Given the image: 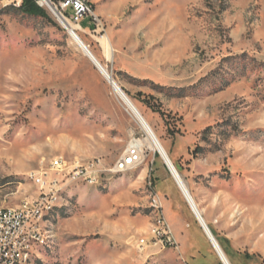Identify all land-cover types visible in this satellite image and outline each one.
I'll use <instances>...</instances> for the list:
<instances>
[{"label": "rangeland", "instance_id": "374dc122", "mask_svg": "<svg viewBox=\"0 0 264 264\" xmlns=\"http://www.w3.org/2000/svg\"><path fill=\"white\" fill-rule=\"evenodd\" d=\"M37 1L52 21L15 10L22 0H0V206L36 198L31 176L48 174L54 157H99L111 168L132 138L146 137L65 23ZM92 2L100 25L84 18L91 31L76 32L179 163L208 225L230 239L232 264H264V0ZM157 153L146 147L128 170L62 186L25 264H222ZM158 194L198 251L155 244Z\"/></svg>", "mask_w": 264, "mask_h": 264}, {"label": "built area", "instance_id": "2783aa9c", "mask_svg": "<svg viewBox=\"0 0 264 264\" xmlns=\"http://www.w3.org/2000/svg\"><path fill=\"white\" fill-rule=\"evenodd\" d=\"M56 7L64 17L74 21L79 26V30H83L80 21L84 18H90L93 24L100 25L101 20L95 15V9H93V4H89V0H59V5ZM71 8L73 11L69 14L68 11ZM131 155L137 156L134 149L128 153L127 160L120 159L111 168L106 167L99 157L74 161L65 159L63 164H56V157H54L47 162L50 163L48 174H41L40 167L31 176L36 180L40 189L38 196L18 206H11V209L5 213H0V264H10L12 258L20 256V248H23L22 239L25 236H40L41 226H38V216L46 203L52 201L54 190L77 179L92 182L100 179L105 173H115L116 168L133 166V160L137 158H132ZM156 204H160L163 208L165 228H160L152 235L153 241L163 246H180L166 216L163 198L159 194ZM148 243V240L142 238L139 247L143 249Z\"/></svg>", "mask_w": 264, "mask_h": 264}, {"label": "bare ground", "instance_id": "6f19581e", "mask_svg": "<svg viewBox=\"0 0 264 264\" xmlns=\"http://www.w3.org/2000/svg\"><path fill=\"white\" fill-rule=\"evenodd\" d=\"M41 3L43 5H45V6H47L66 25L71 26V28L74 30L73 31L74 33L79 28V26L77 24L71 23L66 17H64L59 12V10L57 9L56 5L52 2V0H41ZM89 4H93L92 0H89ZM93 9H95L94 4H93ZM95 15L97 16L98 19H100V16L96 13V10H95ZM75 37L77 39H79V41H81L85 45L86 48H83V47H81L79 45V43H76L75 41L74 42L79 46V48L83 51V53L87 56V58L95 65V67L98 69V71L100 72V74L109 83V85L113 89L114 93L126 104L128 110L136 118V120L139 122L140 126L142 127V129L144 130V132L146 134V137L145 138H132L131 141L129 142L128 146H127V150L125 152V155L122 157V159L127 160V158L129 157L128 156V153H131V151L134 149L135 150V153L137 154V156H135V157H134V155H131V156H132V158H137V160H133V166H123V167H120V168H116L115 169V173L128 170V169L134 167L139 162H141L139 159H142V157H143V150L146 147H149L152 150H154V151H156V152L159 153V146L152 139V137H151V135H150V133L148 131L147 124L153 130V132L156 135L159 143L163 146V148L165 149V151L167 152V154H169L168 151H167V149L163 145L162 141L160 140L159 136L157 135V133L154 131L153 127L149 123V121L146 118V116L141 112V110L136 105V103L131 99V97L125 92V90L121 87V85L116 81V79L112 76V74L110 73V71L107 70V68L100 62V60L95 55V53L93 52V50L91 49V47L89 46V44L84 41V39L81 37V35L78 32L75 33ZM72 39H73V37H72ZM100 40H101V44H102V47H103V50H104V54L110 57L111 54H112V48H111L110 41H109L108 37H103ZM91 55H93V56H91ZM94 58L97 59L98 62H96V60H94ZM141 117H143V118H141ZM169 157H170V155H169ZM161 158L164 161L163 157H161ZM170 159L173 162V160H172L171 157H170ZM56 164H62V161L60 159H56ZM173 178H174L176 184L179 186L180 190L182 191V194L184 195L185 199L187 200V202H188L189 206L191 207L193 213L195 214V211H196L195 207H196L198 209V212L201 213L202 217L206 221L205 217L202 214V211L200 210V208L198 206V203L196 202L195 198L193 197V195L189 191V188L186 185L185 181L182 179V177H181V180H182L183 184L185 185L186 190L189 193V195H190L191 198L188 196L187 192L185 191V188L182 185L181 181L177 177H174L173 176ZM98 180L99 179H95L92 182H90V181H86L85 179H77V180L72 181L70 183L94 184ZM61 189H62V187H59L58 189L54 190V192L52 193V201L46 203L44 209L50 210L53 207L52 206L53 205V201L56 199V196L55 195L57 193H60ZM157 199H158V195H155L153 197V201L151 202L152 205H153V207L155 208V212L158 213V218L156 219L157 220L156 226L154 225L155 226L154 232H157L160 228H165L164 211H163V208H162V206L160 204H156ZM192 201L194 202V205L195 206L194 205H191V204H193ZM9 209H11V206H0V213H5ZM42 214L43 213L41 212L40 215L38 216V226H41L40 221L42 219ZM195 216H196V214H195ZM200 225H201V223H200ZM40 233H41V227H40ZM38 239H39V236L38 235H27V236H25L22 239V247L23 248H20V256H16V257L12 258L10 264H25V263H27L28 260H29V258H30V256H31V251H32V248H33V244ZM219 245H220V243H219ZM221 248H222V246H221ZM224 254L226 255V253H224ZM226 258L229 261V263H231L230 260H229V258L228 257H226Z\"/></svg>", "mask_w": 264, "mask_h": 264}, {"label": "water", "instance_id": "95a60500", "mask_svg": "<svg viewBox=\"0 0 264 264\" xmlns=\"http://www.w3.org/2000/svg\"><path fill=\"white\" fill-rule=\"evenodd\" d=\"M64 27L67 29L68 33L73 37L74 41L76 43H79V45L83 48H86L85 45L79 41V39H77L75 37V33L73 32L74 30L71 28V26H68V25H65L63 24ZM75 43V44H76ZM77 45V44H76ZM78 46V45H77ZM79 47V46H78ZM87 50V49H86ZM93 56V55H91ZM94 60L97 61V59L94 58ZM101 65V64H100ZM141 116V115H140ZM143 118V117H141ZM147 128H148V131L152 137V139L155 141V143L159 146V154L161 157H163L164 161H165V164L166 166L168 167V169L170 170V172L172 173V175L174 177H177L182 185L184 186L185 188V191L187 192L186 190V187L185 185L183 184L182 180H181V175L179 173V171L177 170L176 166L174 165V163L171 161L170 157H169V154H167V152L165 151V149L163 148V146L159 143L156 135L154 134L153 130L151 129V127L147 124ZM188 196L190 197L189 193L187 192ZM191 198V197H190ZM193 204L191 205H194V202L192 201ZM195 206V205H194ZM196 211H195V214H196V217H197V220L199 223H201V226L203 228V230L205 231V233L208 235L210 241L212 242L214 248L216 249L221 261L223 264H231L229 263V261L227 260V256L224 254L225 252L223 251V249L221 248V246L219 245V242L216 238V236L214 235L213 231L211 230L210 226L208 225L207 221L204 220V218L202 217L201 213L198 212V209L195 207Z\"/></svg>", "mask_w": 264, "mask_h": 264}, {"label": "trees", "instance_id": "16d2710c", "mask_svg": "<svg viewBox=\"0 0 264 264\" xmlns=\"http://www.w3.org/2000/svg\"><path fill=\"white\" fill-rule=\"evenodd\" d=\"M14 9L17 10L18 12L24 14V15L43 17L49 21H52L51 16L48 14L47 10L43 6H41L37 0H22L21 5L18 7H14ZM157 155H159V154L157 153ZM174 164L179 171L182 170L179 163H174ZM209 226L211 227L214 235L218 239L223 250L228 255V257L231 259L232 258L231 254L233 252L231 250V247L229 246V242H228L227 238L220 236L218 234V232L216 231V229L214 228V226H212L211 224H209ZM246 255L248 256V254H246ZM231 261H232V259H231Z\"/></svg>", "mask_w": 264, "mask_h": 264}, {"label": "crops", "instance_id": "0c3cea01", "mask_svg": "<svg viewBox=\"0 0 264 264\" xmlns=\"http://www.w3.org/2000/svg\"><path fill=\"white\" fill-rule=\"evenodd\" d=\"M82 29L85 31V32H90L91 31V27H86V28H83L82 27ZM197 228H198V231H199V233L201 234V235H203V237L205 238V240H206V243H207V250H208V252L210 253V255H212V257L214 258V260H215V258L217 257L216 256V254H214L213 253V250H211V249H213V248H211V247H214L213 245H212V243H211V241L209 240V238H208V236L205 234V232H203L204 230H202L200 227H202V226H199L200 224H194ZM171 226H172V224H171ZM192 226L190 225V224H187V228L186 229H189V228H191ZM172 228H173V231H174V234H175V236H176V238H177V240L182 244V242L184 243V246H182V248L184 247V248H187L186 250H185V253H183L184 254V256L186 257V255L188 254V250H189V248L190 247H193L195 250H199V248H200V246L199 245H196V243H193L192 242V233H190L188 230H185L184 229V226H183V224H181V223H178V226H177V231L179 232V235L177 234V232L174 230V227L172 226ZM225 238H227V237H225ZM227 240H228V242H229V246L231 247V243H230V239L229 238H227ZM210 241V242H209ZM211 243V244H210ZM212 245V246H211ZM215 249V248H214ZM231 250H232V252L234 253V251H233V249H232V247H231ZM216 251V250H215ZM225 252V251H224ZM217 253V252H216ZM218 255V254H217ZM227 255V254H226ZM218 257H219V255H218ZM227 257H228V255H227ZM192 258H194V259H196L197 257L195 256V255H192ZM229 258V257H228ZM219 259H220V257H219ZM229 260H230V262H231V264H232V261H231V259L229 258ZM220 261H221V259H220ZM221 263H222V261H221ZM214 264H215V261H214ZM223 264V263H222Z\"/></svg>", "mask_w": 264, "mask_h": 264}]
</instances>
